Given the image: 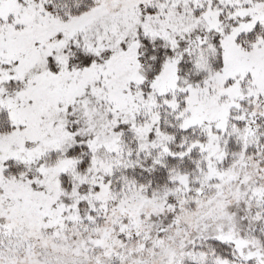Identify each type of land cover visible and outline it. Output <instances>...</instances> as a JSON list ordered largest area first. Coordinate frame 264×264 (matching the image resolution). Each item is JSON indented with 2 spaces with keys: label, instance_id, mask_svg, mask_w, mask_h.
<instances>
[{
  "label": "snow or ice",
  "instance_id": "1",
  "mask_svg": "<svg viewBox=\"0 0 264 264\" xmlns=\"http://www.w3.org/2000/svg\"><path fill=\"white\" fill-rule=\"evenodd\" d=\"M0 264H264V0H0Z\"/></svg>",
  "mask_w": 264,
  "mask_h": 264
}]
</instances>
